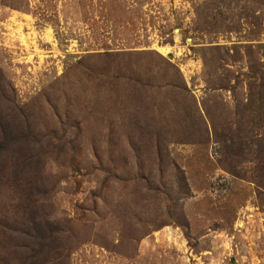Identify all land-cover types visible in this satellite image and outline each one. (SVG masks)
<instances>
[{
    "label": "rangeland",
    "instance_id": "1",
    "mask_svg": "<svg viewBox=\"0 0 264 264\" xmlns=\"http://www.w3.org/2000/svg\"><path fill=\"white\" fill-rule=\"evenodd\" d=\"M0 122V264H264V0H0Z\"/></svg>",
    "mask_w": 264,
    "mask_h": 264
},
{
    "label": "trees",
    "instance_id": "2",
    "mask_svg": "<svg viewBox=\"0 0 264 264\" xmlns=\"http://www.w3.org/2000/svg\"><path fill=\"white\" fill-rule=\"evenodd\" d=\"M2 124H4V123H2ZM2 124H1V122H0V127L2 128ZM11 136V133H9V134H6V136L5 135H3V134H1L0 133V151H2V148H6L7 147V144H8V141H7V138L8 137H10ZM7 137V138H6ZM245 152H244V150H243V148L239 145V143L238 142H236L235 143V156L236 157H240L241 155H243ZM264 153V152H263ZM264 157V156H263ZM262 157V158H263ZM262 158H260V160L262 159ZM227 169L229 170V171H231L232 173H236V167L235 166H232L231 168L230 167H227ZM262 182V181H261ZM261 187H262V184H259ZM263 188V187H262Z\"/></svg>",
    "mask_w": 264,
    "mask_h": 264
}]
</instances>
